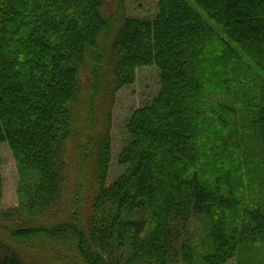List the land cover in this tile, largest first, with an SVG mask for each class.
Segmentation results:
<instances>
[{
  "label": "trees",
  "instance_id": "trees-1",
  "mask_svg": "<svg viewBox=\"0 0 264 264\" xmlns=\"http://www.w3.org/2000/svg\"><path fill=\"white\" fill-rule=\"evenodd\" d=\"M0 0V264H264V0ZM157 66L108 186L117 93ZM2 159L0 157V166ZM262 179V180H261ZM69 260V261H68Z\"/></svg>",
  "mask_w": 264,
  "mask_h": 264
},
{
  "label": "rangeland",
  "instance_id": "rangeland-1",
  "mask_svg": "<svg viewBox=\"0 0 264 264\" xmlns=\"http://www.w3.org/2000/svg\"><path fill=\"white\" fill-rule=\"evenodd\" d=\"M158 3L159 0H125L123 14L153 20L159 12ZM107 11L109 13L116 11L114 0L108 3ZM136 73L135 82L124 86L116 95L111 130L113 152L108 186H111L127 169L118 163V159L121 151L131 140L127 131L129 119L136 110L152 104L161 90V73L157 66L138 67ZM0 157L2 159L0 171L3 176L2 206L3 208L15 207L18 205L19 174L8 143L0 145ZM17 251L28 264L49 263L40 254L26 248H18ZM227 264H236V259L228 261Z\"/></svg>",
  "mask_w": 264,
  "mask_h": 264
}]
</instances>
